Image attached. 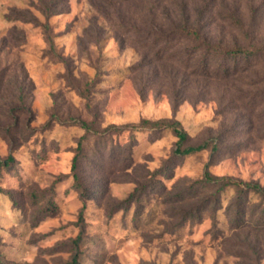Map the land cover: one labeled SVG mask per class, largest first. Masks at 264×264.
I'll list each match as a JSON object with an SVG mask.
<instances>
[{
  "label": "rangeland",
  "instance_id": "1",
  "mask_svg": "<svg viewBox=\"0 0 264 264\" xmlns=\"http://www.w3.org/2000/svg\"><path fill=\"white\" fill-rule=\"evenodd\" d=\"M110 1L106 16L91 0H0V157L15 156L0 179V264H68L77 252L80 264H264V199L238 208L233 190L200 185L208 169L264 186V56L204 65L189 37L159 52L155 36L138 41L186 20L215 44L264 45V0L119 12ZM144 117H175L184 146L206 147L179 154L169 130L138 132L131 151L127 132L98 150L92 140L81 192L72 164L85 130L71 120Z\"/></svg>",
  "mask_w": 264,
  "mask_h": 264
},
{
  "label": "trees",
  "instance_id": "2",
  "mask_svg": "<svg viewBox=\"0 0 264 264\" xmlns=\"http://www.w3.org/2000/svg\"><path fill=\"white\" fill-rule=\"evenodd\" d=\"M105 1L107 4V8L104 4L102 3L99 4L98 2H96V0H91L92 4L95 7H97L103 14H105L106 16H111V12L108 9L109 7H113V6L115 7L117 5V2L113 4L110 0H105ZM118 3L120 5L119 7H117L118 8L117 12L120 11L119 8L120 6H122L123 3H127L129 7H133V6L137 7L138 9L137 11H140L141 9H145V7L147 11H153L156 9L155 0L154 1L153 0H119ZM140 5L142 7H140ZM41 11L43 12L46 18H49L50 16L60 12L53 8H49V9L41 8ZM5 17L10 21H15V20L30 21L25 16H5ZM42 25L45 28L48 39L52 41L49 32L50 23L46 22ZM197 25H192L189 23V21L185 20L181 24H179L176 28L170 30V32L150 30L148 33H151L152 35L146 33V35H143L142 38H140V40L138 41L149 43L151 37L155 36L152 43H156V44L161 43L163 45L161 49L157 50L159 52V51L168 50V44L171 43V41H173L174 38L177 37V35L178 36L183 35L185 37H189L193 41H195L197 45L194 48L195 51L196 50L199 51L203 49V51L200 52L201 55L200 61H202L204 65H206L208 61H210L211 57L220 58L224 62L233 60L234 62L239 63L244 58L250 59L251 57L264 56V45H260V46L252 45L249 47L238 45L236 47L229 48L220 44H215L213 42L207 41L201 34L200 26ZM149 27L151 28V25ZM133 28L136 29V27ZM224 64H225V69L228 72L229 70L228 69L229 66H227L228 63H224ZM71 121H73L74 124H79L85 130V133L80 137L78 141V145L76 147V153L73 158V164H72V172L75 180V185L83 193L86 190V188L84 187L80 170L82 168L83 162H86L88 160L87 148L92 140L94 141L93 143V145H95L94 148L98 150L101 149L102 146H105V143L108 141V139L116 135L120 136L123 133L127 132L129 133L130 141H128L125 144V147H127L128 150L131 151L132 147L137 143L136 134L138 132L161 133L165 130H169L178 138L177 143L179 146L176 149V152L179 154L189 155L206 147L205 144H200L198 146H184V144L189 138V134L185 129L184 125L182 124V122L175 117H162L157 119L144 117L139 122H128L123 124L111 123L101 128H95L92 123L84 120H78L76 118H73ZM14 161H15V156L12 153L4 158L0 157V179L2 177L4 169L9 167L11 163ZM200 185L202 187L211 186L215 188L216 193L218 195H221L223 192L227 191L228 189L233 190L234 196L232 199V203L235 204L238 208L240 205H243V203L245 204V201L248 200L250 194L257 195L258 197L264 199V186L259 182L246 181L232 176L216 175L210 172L208 169L205 171L204 177L200 181ZM136 199L137 197L135 196V192L131 193L128 199L126 200L127 202L126 208L128 207V204H130L132 201H135ZM81 240L82 237L80 235L74 239V244L76 245V247H78V249ZM68 264H80L79 252H77L74 255L73 259L70 262H68Z\"/></svg>",
  "mask_w": 264,
  "mask_h": 264
}]
</instances>
